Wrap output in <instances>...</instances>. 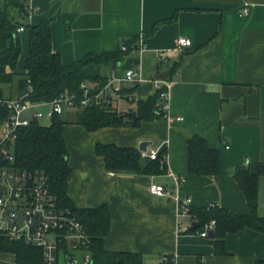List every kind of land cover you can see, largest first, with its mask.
<instances>
[{
  "label": "crops",
  "instance_id": "crops-1",
  "mask_svg": "<svg viewBox=\"0 0 264 264\" xmlns=\"http://www.w3.org/2000/svg\"><path fill=\"white\" fill-rule=\"evenodd\" d=\"M245 3L250 5L249 14L241 16ZM0 5L8 6L10 17L25 28L18 34L21 53L16 74L25 73L28 27L45 19L51 21V48L65 65L87 54L115 52L130 38L142 36L145 48L131 52L116 67L91 64L83 70L87 77L108 79L112 73L119 77L113 84L118 91L107 98L124 117L135 108V99L127 100L120 91L137 87L131 96L148 98L156 90L155 76L179 60L169 80L163 79L171 83L170 120L93 132L77 124L63 128L71 170L68 196L77 208L107 205L111 223L103 241L106 251L139 254L142 264H162L163 256L173 264L264 261V232L245 228L227 234V254L217 256L209 239L189 231L194 220L179 216L171 198H156L149 192L157 184L188 198L190 207L215 205L239 215L248 213L234 174L242 167L255 174L264 166V0H0ZM28 6L33 8L31 15L21 16L19 9ZM174 14V21L151 33L156 23ZM179 37L191 45L175 50ZM134 64L138 76L123 79ZM36 109L45 114L50 107L42 104ZM65 113L74 116L75 109H65L61 116ZM190 134L201 136L218 151L217 175L188 174L185 136ZM141 142L150 143L147 152H164L166 174L107 171L94 152L97 143L138 149ZM141 156L146 164L149 159ZM170 174L183 178L176 190ZM258 214L264 218V175L258 179ZM10 260L0 255L1 262Z\"/></svg>",
  "mask_w": 264,
  "mask_h": 264
},
{
  "label": "trees",
  "instance_id": "trees-1",
  "mask_svg": "<svg viewBox=\"0 0 264 264\" xmlns=\"http://www.w3.org/2000/svg\"><path fill=\"white\" fill-rule=\"evenodd\" d=\"M8 6L0 5V99L21 98L23 100L42 104L53 101L61 94L74 95L79 101L84 97L82 84L93 83L88 88V95L94 96L105 86L107 79L101 76L87 77L83 70L91 64L116 67L125 57L137 49L138 38H130L123 44L126 50L118 48L115 52L99 55L87 54L82 59L69 65L61 62L60 56L51 48V21L42 20L35 26H29L28 54L24 61V74H16L18 58L21 53L19 35L16 32L21 26L10 17ZM21 16H26L24 7L19 9ZM174 14L170 19L156 23L153 33L162 23L175 20ZM146 34L144 35V37ZM179 64L174 61L169 68L172 75ZM169 79H167L168 81ZM87 86V85H86ZM165 88L155 90L146 99L133 98L137 87L123 90L126 99H135L137 119L135 123L118 112L107 98L101 105L93 102L82 107L80 102L75 106L73 120L63 119L61 115H53L47 126L33 119L26 127L18 129L13 147L14 166L19 170H38L48 177L50 190L56 197L61 208L69 209L83 224L90 239L89 251L92 264H117L122 260L125 264H142L139 254L124 252H109L103 247V241L110 229L111 217L107 205L96 208H77L68 196L67 178L70 174L67 158L68 151L63 140V128L66 124H77L87 132H93L107 127H121L128 125L137 127L142 121L164 119V112L160 109L161 93ZM9 116L8 110L0 106V123ZM187 145V169L192 176H215L219 172V153L209 147L207 141L199 135L185 136ZM95 154L102 158L107 171L133 172L141 176H160L167 173L164 152L161 151L155 160L142 163L141 152L135 147L117 146L113 143H97ZM66 158V160H64ZM264 175V166L258 167L257 173H250L247 167H242L234 174L235 182L244 196L248 213L239 215L232 210L218 206L190 207V215L198 227L191 233L200 232L206 223L215 222L214 238L210 240L214 254L226 255L225 237L227 234L237 233L245 228L264 232V218L258 214V179ZM0 255L10 257V262L2 264H46L40 248L12 241L0 234ZM168 261L162 264H173ZM58 264V263H55ZM255 264H264L257 261Z\"/></svg>",
  "mask_w": 264,
  "mask_h": 264
},
{
  "label": "built area",
  "instance_id": "built-area-1",
  "mask_svg": "<svg viewBox=\"0 0 264 264\" xmlns=\"http://www.w3.org/2000/svg\"><path fill=\"white\" fill-rule=\"evenodd\" d=\"M26 16L33 12L31 6L24 7ZM250 5L245 3L240 15L249 14ZM25 28L19 26L16 32L19 34ZM137 51L141 52L145 47L143 37L140 36L135 43ZM191 41L184 37L176 40L175 50L189 47ZM125 51L126 46L121 45ZM135 51V50H134ZM137 65L128 69L123 79L132 81L138 76ZM119 77L112 73L107 79L105 86L94 96L88 95V87L81 85L84 97L79 101L74 95L61 94L48 104L50 110L43 114L36 108L42 104L32 103L21 98L0 99V106L9 112L8 118L0 123V234L9 240L34 245L41 249L46 264L58 263L59 257L63 261L69 258L71 264H92L89 251L90 239L80 220L67 208H61L56 197L50 190L48 177L38 170H19L14 166L13 145L18 129L26 127L33 119L46 117L50 119L53 115H61L65 109H74L77 102L86 107L92 102L101 105L118 88L113 84ZM165 88L161 93L160 109L164 112V119L169 118V92L171 83L166 80L157 81V89ZM181 120V118H177ZM4 146L7 148L4 150ZM149 160H155L159 154L157 150L141 152ZM174 183V190L181 184L183 178L170 174ZM149 192L156 198H171L178 207L179 216H190L189 199H181L177 193L167 190L164 186L152 184ZM213 206V205H212ZM192 218V217H191ZM215 222L206 223L198 232L201 238H207L209 231L214 230ZM80 253V255H78ZM168 258L163 256L160 262H167ZM0 264L2 262L0 261Z\"/></svg>",
  "mask_w": 264,
  "mask_h": 264
},
{
  "label": "water",
  "instance_id": "water-1",
  "mask_svg": "<svg viewBox=\"0 0 264 264\" xmlns=\"http://www.w3.org/2000/svg\"><path fill=\"white\" fill-rule=\"evenodd\" d=\"M170 77V72L169 71H163L159 74H157L155 76V79L160 81V80H163V79H167ZM27 92L24 91L21 95V97H24L26 96ZM125 117H128L131 119V121L133 123H135L136 119H137V115H136V112L135 111H131V112H128L125 114ZM150 145L149 142H141L138 146V150L140 152H146L147 151V147ZM7 148V146H4V150ZM64 160H66V158H64ZM2 161V155H0V162ZM198 227V224L197 223H194L193 226L189 229L190 232L194 231L196 228ZM214 238V231L211 230L209 231L208 233V236H207V239L211 240ZM66 264H71L69 258L66 259ZM117 264H125L122 260H119Z\"/></svg>",
  "mask_w": 264,
  "mask_h": 264
},
{
  "label": "rangeland",
  "instance_id": "rangeland-1",
  "mask_svg": "<svg viewBox=\"0 0 264 264\" xmlns=\"http://www.w3.org/2000/svg\"><path fill=\"white\" fill-rule=\"evenodd\" d=\"M123 104H124V102L121 101V102H120V107L123 106ZM68 112H71V111H68ZM72 116H73L72 114H69V113L67 114V113H65V114L62 115V118H63V119H66V120H69L70 117H72ZM39 123H40L41 125H43V126H47V125L50 123V121H49L48 118L44 117V118L39 119ZM78 255H80V253H78ZM58 264H66V263L63 261L62 256L59 257Z\"/></svg>",
  "mask_w": 264,
  "mask_h": 264
}]
</instances>
